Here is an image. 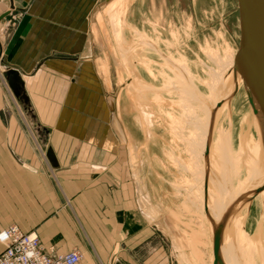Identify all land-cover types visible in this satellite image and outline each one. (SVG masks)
Here are the masks:
<instances>
[{
	"label": "rangeland",
	"instance_id": "1",
	"mask_svg": "<svg viewBox=\"0 0 264 264\" xmlns=\"http://www.w3.org/2000/svg\"><path fill=\"white\" fill-rule=\"evenodd\" d=\"M95 14L118 95L119 153L140 157L166 264H211L212 215L228 209L223 263L264 264V194L250 193L259 160L258 175H245L259 128L241 89L221 100L240 41L236 0H102ZM219 105L208 136L205 111Z\"/></svg>",
	"mask_w": 264,
	"mask_h": 264
},
{
	"label": "crops",
	"instance_id": "2",
	"mask_svg": "<svg viewBox=\"0 0 264 264\" xmlns=\"http://www.w3.org/2000/svg\"><path fill=\"white\" fill-rule=\"evenodd\" d=\"M101 2L12 0L10 10L0 0V229L35 235L46 252L75 250L78 264H166L140 157L119 153L118 95L95 23ZM8 69L19 73L26 109ZM237 84L221 100L240 89L247 100Z\"/></svg>",
	"mask_w": 264,
	"mask_h": 264
},
{
	"label": "water",
	"instance_id": "3",
	"mask_svg": "<svg viewBox=\"0 0 264 264\" xmlns=\"http://www.w3.org/2000/svg\"><path fill=\"white\" fill-rule=\"evenodd\" d=\"M105 1L110 2L112 0ZM236 2L239 15L240 41L235 51L233 67L242 79L247 103L257 122L264 149V0H236ZM9 9H14L12 0H9ZM7 14H2L0 21ZM2 76L6 79L13 95L26 109L27 102L21 91L22 81L18 71L8 69L2 73ZM262 188H264V185ZM262 188L256 190L254 194ZM229 210L223 214L220 222L213 224L211 264H224L220 256V247L224 223ZM115 264L119 263L116 262Z\"/></svg>",
	"mask_w": 264,
	"mask_h": 264
},
{
	"label": "built area",
	"instance_id": "4",
	"mask_svg": "<svg viewBox=\"0 0 264 264\" xmlns=\"http://www.w3.org/2000/svg\"><path fill=\"white\" fill-rule=\"evenodd\" d=\"M0 242L4 249L0 252V264H78L79 252L68 253L44 251L35 235L23 233L14 225L0 229Z\"/></svg>",
	"mask_w": 264,
	"mask_h": 264
},
{
	"label": "bare ground",
	"instance_id": "5",
	"mask_svg": "<svg viewBox=\"0 0 264 264\" xmlns=\"http://www.w3.org/2000/svg\"><path fill=\"white\" fill-rule=\"evenodd\" d=\"M197 59H199V58H197ZM206 60V59H205ZM200 62V61H199ZM203 63V62H202ZM202 65V64H201ZM203 66V65H202ZM202 69V68H201ZM212 72V71H211ZM230 73H231V79L232 80H230L229 81V83L227 84V86H229L230 87V91L232 90V85H233V81H234V76H235V71H234V67H232V69H231V71H230ZM205 74V73H204ZM207 75V74H206ZM210 75H211V73H210ZM196 76H197V74H196ZM212 76V75H211ZM195 78V77H194ZM198 80H201V79H198ZM202 81V80H201ZM200 81V82H201ZM205 83V82H204ZM207 83V82H206ZM230 91H229V93H230ZM229 93L227 94V96L229 95ZM226 96V97H227ZM225 99H228V97L227 98H225ZM224 102V101H223ZM222 102V103H223ZM218 108H220V105H219V107H215L214 108V110H213V113L210 115V119H209V127H208V136L210 135V132H211V126L210 125H212V122H213V119H214V113H215V111L218 109ZM258 135H259V137H260V141H259V143H258V145H257V147H256V149H255V151H254V153H253V155H252V158H251V161H250V164H249V166H248V169H247V171H246V174L245 175H247L248 177H255V176H257L258 175V171L260 170V169H256L257 167H256V160H257V162H258V160H259V163L261 164V176H260V179H259V184L257 185V187H255L254 189H251L250 190V193H251V197H255V196H257V195H262V194H264V188H262L263 187V185H264V178L262 177V174L264 173V149H263V145H262V138H261V134H260V131H259V129H258ZM210 146V145H209ZM209 146H207L208 147V149L210 148ZM208 149H207V152H208ZM208 156V155H207ZM258 165V164H257ZM259 168V167H258ZM257 181V180H256ZM246 184V183H245ZM240 186V185H239ZM239 186H237L236 188H235V190H234V192L233 193H236V191L238 190V188H239ZM243 185H241V187H242ZM243 188V187H242ZM245 189H246V187H244ZM260 188H262V190H259L258 192H256L255 194H254V192L256 191V190H258V189H260ZM234 199V198H233ZM239 200H240V198H238ZM223 203V202H222ZM236 203H237V201H236ZM231 208H233V206L231 207ZM222 215V214H221ZM223 216V215H222ZM222 216H221V220H222ZM228 218V217H227ZM234 224V223H233ZM233 226V225H232ZM234 228V227H233ZM212 231H213V229H212ZM225 243H222V245H221V247H220V256H221V258H223L222 256V247H223V245H224ZM259 245V244H258ZM258 247V246H257ZM240 253V252H239ZM261 254V253H260ZM238 255V254H237ZM241 255V254H240ZM241 257V256H240ZM250 262V261H249Z\"/></svg>",
	"mask_w": 264,
	"mask_h": 264
}]
</instances>
